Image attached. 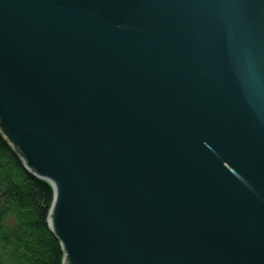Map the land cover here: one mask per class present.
Returning a JSON list of instances; mask_svg holds the SVG:
<instances>
[{"label":"water","instance_id":"obj_1","mask_svg":"<svg viewBox=\"0 0 264 264\" xmlns=\"http://www.w3.org/2000/svg\"><path fill=\"white\" fill-rule=\"evenodd\" d=\"M0 132L64 264H264V0H0Z\"/></svg>","mask_w":264,"mask_h":264},{"label":"trees","instance_id":"obj_2","mask_svg":"<svg viewBox=\"0 0 264 264\" xmlns=\"http://www.w3.org/2000/svg\"><path fill=\"white\" fill-rule=\"evenodd\" d=\"M54 192L30 174L0 132V264H63L49 228Z\"/></svg>","mask_w":264,"mask_h":264},{"label":"bare ground","instance_id":"obj_3","mask_svg":"<svg viewBox=\"0 0 264 264\" xmlns=\"http://www.w3.org/2000/svg\"><path fill=\"white\" fill-rule=\"evenodd\" d=\"M23 162V161H22ZM27 170V169H26ZM28 171V170H27ZM29 173H30V171H28ZM30 174H32V173H30ZM32 175H34V174H32ZM35 176V175H34ZM35 177H37V176H35ZM38 178V177H37ZM40 179V178H39ZM42 180V179H41ZM47 182V181H46ZM48 183V182H47ZM50 184V183H49ZM50 186H51V184H50ZM52 187V186H51ZM52 189H53V187H52ZM53 192H54V190H53ZM52 204H53V202H52ZM52 204H51V207H52ZM51 207H50V209H49V213H50V210H51ZM48 218H49V216H48ZM48 223H49V220H48ZM49 228H50V224H49ZM50 230H51V228H50ZM51 232H52V230H51ZM53 233V232H52ZM54 235V234H53ZM55 236V235H54ZM56 237V236H55ZM57 238V237H56ZM64 262H65V255H64V258H63V264H64Z\"/></svg>","mask_w":264,"mask_h":264}]
</instances>
